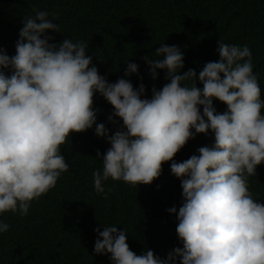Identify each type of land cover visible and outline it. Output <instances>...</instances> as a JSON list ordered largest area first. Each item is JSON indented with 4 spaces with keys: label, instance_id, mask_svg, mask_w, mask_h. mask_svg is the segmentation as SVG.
<instances>
[{
    "label": "clouds",
    "instance_id": "clouds-1",
    "mask_svg": "<svg viewBox=\"0 0 264 264\" xmlns=\"http://www.w3.org/2000/svg\"><path fill=\"white\" fill-rule=\"evenodd\" d=\"M33 12L22 22L15 55L0 47V215L11 211L27 216L31 203L69 171L61 154L69 135L95 125V134L110 144L103 155L97 151L103 163L102 172H93L97 194L107 198L104 183L109 178L150 185L170 161L171 174L181 180L183 190L176 227L183 247L167 259L150 249L138 255L127 243V232L115 225L95 229V254H110L112 264H170L177 258L180 264H264V203L249 185V177L264 164V99L252 58L263 41H219V61L207 62L199 72L202 89L194 70L178 74L184 67L180 48L162 43L154 53L160 59H143L153 80L160 69L170 82L160 90L153 86L148 99L142 98L143 83L137 89L129 79L110 83L100 75L85 41L50 43L55 38L45 33H60L59 25L48 19L47 11ZM259 31L253 25L254 34ZM126 63L124 76L138 75L139 66ZM96 93L114 109L109 122L115 123L114 117L123 122L112 135L96 122ZM214 99L227 110L217 113ZM209 130L212 146L200 147L198 155L183 162L174 160L190 139ZM9 228L0 221V233Z\"/></svg>",
    "mask_w": 264,
    "mask_h": 264
},
{
    "label": "trees",
    "instance_id": "trees-1",
    "mask_svg": "<svg viewBox=\"0 0 264 264\" xmlns=\"http://www.w3.org/2000/svg\"><path fill=\"white\" fill-rule=\"evenodd\" d=\"M33 9L47 11L48 19L59 25L60 33H45L55 38L50 43L64 38L85 41L86 54L92 56L100 75L110 83L129 79L137 89L143 83L142 98L148 99L153 86L160 90L170 82L165 79L166 70L160 69L153 80L143 59H160L154 53L162 43L180 48L184 67L178 74L194 70L196 85L202 89L199 72L207 62L219 61V41L229 45L263 41L259 49L254 48L252 58L264 99V0H0V47L10 57L15 55L22 22L35 15ZM253 25L260 28L257 35ZM127 61L139 66L138 75L124 76ZM184 83L191 86L192 81ZM213 105L217 113L227 110L219 100L214 99ZM94 108L99 109L96 122L105 124L110 135L122 127L117 117L115 123L109 122L114 109L99 93ZM213 144L211 130L207 135L196 134L174 160L183 162L198 155L200 147ZM109 147L105 138L95 134V125L69 135L61 146L69 171L61 175L56 187L34 200L27 216L11 211L0 215V221L10 225L0 233V264H112L110 254H95L94 243L96 228L102 231L113 225L127 232V243L138 255L150 249L167 259L175 248L183 247L176 232L183 190L181 180L171 174V161L162 165V175L150 185L132 186L109 178L104 183L105 198L94 188L93 172L103 169L97 151L103 155ZM256 171L257 175L249 177L250 191L264 203V164ZM172 207L176 213L167 211ZM170 264H180L179 258Z\"/></svg>",
    "mask_w": 264,
    "mask_h": 264
}]
</instances>
